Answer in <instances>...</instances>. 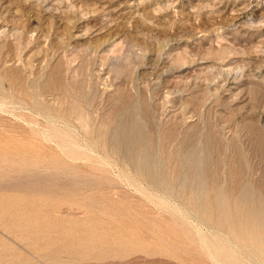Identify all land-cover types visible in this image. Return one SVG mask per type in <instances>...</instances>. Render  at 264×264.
Segmentation results:
<instances>
[{"label":"rangeland","instance_id":"obj_1","mask_svg":"<svg viewBox=\"0 0 264 264\" xmlns=\"http://www.w3.org/2000/svg\"><path fill=\"white\" fill-rule=\"evenodd\" d=\"M263 6L0 0V264H264L250 235L263 231L239 221L245 211L213 203L217 186L233 200L254 167L264 175L250 131L253 121L264 126V52L253 46L264 44V22L256 33L253 21ZM57 69L56 85L44 89ZM72 105L85 107L90 132ZM129 108L171 189L138 170L125 143L110 142ZM191 151L200 154L204 171L193 181L204 197L184 184Z\"/></svg>","mask_w":264,"mask_h":264},{"label":"bare ground","instance_id":"obj_2","mask_svg":"<svg viewBox=\"0 0 264 264\" xmlns=\"http://www.w3.org/2000/svg\"><path fill=\"white\" fill-rule=\"evenodd\" d=\"M31 3V2H30ZM248 4V3H247ZM250 5V4H249ZM248 5V6H249ZM246 6V5H245ZM242 7L241 8V10L243 11V9H245L246 7ZM238 7V6H237ZM264 7V6H263ZM247 9V8H246ZM253 9V8H252ZM237 10H240V9H237ZM254 10V9H253ZM258 10V9H257ZM242 11H241V13H242ZM246 11V10H245ZM251 11V10H250ZM249 11V12H250ZM26 13V12H25ZM246 13V12H245ZM56 14H58V13H56ZM250 14L251 13H248L246 16H245V18H247L248 17V15L250 16ZM253 14V13H252ZM260 15H258L259 17H258V19H254L253 21L254 22H256V33L257 32H262V26H260V23H261V25H262V23L264 22V12L262 11V12H260L259 13ZM256 15V16H257ZM251 17V16H250ZM239 18V17H238ZM242 18V17H241ZM240 18V19H241ZM252 19V18H251ZM251 19H249V20H251ZM220 20V19H219ZM222 20V19H221ZM220 20V21H221ZM231 20V19H230ZM229 20V21H230ZM247 20V19H246ZM248 21V20H247ZM221 23V22H220ZM236 23V22H235ZM213 25L215 24V23H212ZM211 24V25H212ZM223 24V23H222ZM228 24V23H227ZM250 24V23H249ZM254 24V23H253ZM204 25V24H203ZM232 25V24H231ZM264 25V24H263ZM205 26V25H204ZM223 25H221V27H222ZM255 26V25H254ZM206 27V26H205ZM205 27H203V28H205ZM208 27V26H207ZM220 27V28H221ZM27 28V27H26ZM223 28V27H222ZM222 28H221V30H222ZM25 29V28H24ZM223 31V30H222ZM219 32V31H218ZM217 32V33H218ZM227 33V32H226ZM249 33V32H248ZM250 33H251V31H250ZM15 35H17V34H15ZM33 35V34H32ZM33 37V36H32ZM223 37H224V35H223ZM173 38H175V36L173 37ZM218 38H221L220 36L218 37ZM170 39V38H169ZM180 39V38H179ZM21 40V39H20ZM170 40H172V39H170ZM174 40V39H173ZM217 40V39H216ZM224 40V39H223ZM218 41V40H217ZM181 42H182V40H181ZM185 42V41H184ZM259 42H260V46H259ZM110 43V42H109ZM176 43H177V41H176ZM183 43V42H182ZM181 43V44H182ZM219 43V42H218ZM230 44L232 43V46L231 47H233V42L231 41V42H229ZM80 44V43H79ZM262 44V45H261ZM219 45H221V44H219ZM223 45V44H222ZM235 45V44H234ZM58 46V45H57ZM169 46V45H168ZM181 46V45H180ZM179 46V47H180ZM253 46L254 47H257V46H259V48L264 52V44L263 43H261V41H258L257 43L255 42L254 44H253ZM76 47V46H75ZM85 46H83V48H84ZM167 47V46H166ZM178 47V46H177ZM231 47H230V49H231ZM86 48V47H85ZM234 48V47H233ZM13 49V48H12ZM80 49H82V47L80 48ZM174 49V48H173ZM172 49V50H173ZM175 49H176V47H175ZM179 48H177L176 50H178ZM186 49V48H185ZM168 50V49H167ZM182 50H184V48L182 49ZM181 50V51H182ZM187 50V49H186ZM233 50H235V49H233ZM232 50V51H233ZM253 50L255 51V50H257V49H254L253 48ZM168 51H170V50H168ZM173 51H175V50H173ZM172 51V52H173ZM181 51H180V55H183L184 53H182L181 54ZM185 51V50H184ZM187 51H189V50H187ZM84 52V51H83ZM86 52V51H85ZM183 52V51H182ZM223 53H225L224 51H222ZM221 52V53H222ZM228 52V51H227ZM234 52V51H233ZM252 52V51H251ZM74 53H76V52H74ZM73 53V54H74ZM138 53V52H137ZM178 53V52H177ZM187 53V52H186ZM229 53V52H228ZM227 53V54H228ZM87 54V53H86ZM168 54H169V52H168ZM172 54H174V52L172 53ZM171 54V55H172ZM215 54V53H214ZM253 54H255V53H253ZM252 54V55H253ZM258 54V53H257ZM264 54V53H263ZM77 55V54H76ZM188 55H190V54H188L187 53V57L189 58V56ZM192 55V54H191ZM205 55V54H204ZM225 55V54H224ZM259 55V54H258ZM72 56H75V54L74 55H72ZM72 56H70V57H72ZM120 57H118V58H121V55H119ZM129 56H132V55H129ZM138 56V55H137ZM178 56V55H177ZM177 56H175V57H177ZM185 56H186V54H185ZM210 56H214L213 54L212 55H209V57ZM222 56V55H221ZM255 56V55H254ZM69 57V58H70ZM108 57V56H107ZM109 57H110V55H109ZM125 57H127V56H125ZM135 57V56H134ZM139 57V56H138ZM142 57H143V55H142ZM150 57V56H149ZM170 57V56H169ZM168 57V59H170ZM174 57V56H173ZM172 57V58H173ZM181 57V56H180ZM196 57V56H195ZM194 57V58H195ZM205 57V56H204ZM207 57V56H206ZM215 57V56H214ZM218 57V56H217ZM224 57V56H223ZM259 57V56H258ZM261 57V56H260ZM113 58H114V56H113ZM116 58H117V56H116ZM122 58H123V56H122ZM129 58V57H128ZM128 58H126V59H128ZM186 58V57H185ZM187 58V59H188ZM228 58V56L226 57V59ZM253 58V57H252ZM256 58V57H255ZM74 59V58H73ZM125 59V58H124ZM123 59V60H124ZM125 59V60H126ZM133 59V58H132ZM143 59V58H142ZM177 59V58H176ZM225 59V58H224ZM225 59V60H226ZM14 60V59H13ZM129 60H131V59H129ZM140 60V59H139ZM180 60H181V58H180ZM184 60V58H182V60L181 61H183ZM186 60V59H185ZM184 60V61H185ZM195 60V59H194ZM196 60H198L197 58H196ZM200 60H202V59H200ZM207 60V59H206ZM221 60H223V59H221ZM256 60H258V59H256ZM117 61V60H116ZM115 61V62H116ZM122 61V60H121ZM132 61V60H131ZM134 61V60H133ZM142 61V60H141ZM173 61H175V60H173ZM177 61H179V60H177ZM188 61V60H187ZM187 61H185V63L187 62ZM135 62V61H134ZM172 62V61H171ZM195 62V61H194ZM203 62V61H202ZM125 63H128V62H125ZM177 63H180V62H177ZM181 63H183V62H181ZM196 63V62H195ZM216 63V62H215ZM103 64H104V62H103ZM114 64V63H113ZM124 64V63H123ZM171 64H173V63H171ZM190 64V63H189ZM194 64V63H193ZM106 65V64H105ZM183 65V64H182ZM181 65V66H182ZM187 65H188V62H187ZM192 65V64H191ZM205 65H207V64H205ZM218 65V64H217ZM238 66H239V64H237ZM260 65V64H259ZM113 66V65H112ZM115 66V65H114ZM174 66V65H173ZM185 66H186V64H185ZM203 66V65H202ZM201 66V67H202ZM215 66V65H214ZM213 64H212V68L211 69H213ZM234 65H232L231 67H233ZM238 66H235V70L236 69H238V68H240L241 69V67H238ZM256 66H258V64L256 65ZM261 66V65H260ZM16 67H17V65H16ZM144 67V66H143ZM177 67L178 66H176V69H177ZM183 67V66H182ZM211 67V65L208 67H206L207 69H209ZM223 67H225V66H223ZM238 67V68H237ZM264 67V66H263ZM112 68V67H111ZM130 68V67H129ZM168 68V67H167ZM187 68V67H186ZM215 68V67H214ZM219 68V67H218ZM244 68V67H243ZM75 69H78V68H75ZM74 69V70H75ZM166 69V68H165ZM173 69V68H172ZM179 69V68H178ZM260 69V68H259ZM258 69V70H259ZM261 69H263V68H261ZM170 70V69H169ZM174 70H175V68H174ZM202 70V69H201ZM206 70V69H205ZM204 70V71H205ZM217 70H220V68L219 69H217ZM222 70V69H221ZM220 70V71H221ZM224 70V69H223ZM228 71H229V69H227ZM78 71V70H77ZM177 71V70H176ZM203 71V70H202ZM201 71V72H202ZM203 71V72H204ZM210 71V70H209ZM212 71V70H211ZM233 71V70H232ZM245 71V70H244ZM244 71H242L244 74H245V72ZM257 71V70H256ZM59 72V70L57 69L56 71H55V76H51L50 78H49V80H48V82L45 84V87H44V89L46 88V89H50V88H52V87H54L55 85H56V82H57V80H58V73ZM167 72H168V70H167ZM221 72H223L224 73V71H221ZM230 72V71H229ZM228 72V73H229ZM235 72V71H234ZM238 72H241V71H238L237 70V73ZM254 72V71H253ZM262 72V71H261ZM116 73V72H115ZM165 73H166V70H165ZM164 73V74H165ZM171 73V72H170ZM206 73H207V70H206ZM209 73V72H208ZM216 73V72H215ZM227 73V74H228ZM250 73V72H249ZM83 74V73H82ZM205 74V73H204ZM210 74V73H209ZM214 74V73H213ZM213 74H212V76H213ZM238 74H240V73H238ZM258 74V73H257ZM202 75V74H201ZM225 75V74H224ZM243 75V74H242ZM198 76V75H197ZM226 76V75H225ZM237 76V75H236ZM159 77V76H158ZM208 77V76H207ZM214 77H215V75H214ZM219 77V76H218ZM217 77V78H218ZM253 77V76H252ZM15 78H16V76H15ZM110 78V77H109ZM216 78V80L214 79V81L217 83H221V85L222 84H227L226 82H228L227 80L228 79H226V80H224V79H217ZM223 78V77H222ZM228 78H229V76H228ZM21 79V78H20ZM105 79V78H104ZM14 80V79H13ZM23 80V79H22ZM106 80V79H105ZM209 80V79H208ZM211 80V79H210ZM17 81V80H16ZM107 81V80H106ZM213 81V82H214ZM200 82V81H199ZM214 82V83H215ZM235 82H237V81H235ZM11 83V82H10ZM234 83V82H233ZM61 84V86L63 87V88H65L66 89V87L62 84V83H60ZM208 84V83H207ZM224 84V85H225ZM228 84H229V82H228ZM22 85V84H21ZM27 85V84H26ZM216 85V84H215ZM219 85V84H218ZM252 85V84H251ZM255 85V84H254ZM40 86V85H39ZM253 86V85H252ZM263 86V85H262ZM21 87V86H20ZM105 87V86H104ZM103 87V88H104ZM208 88V87H207ZM220 88V87H219ZM249 88V87H248ZM251 88V87H250ZM255 88V87H254ZM211 89V88H210ZM213 89H214V87H213ZM239 89V88H238ZM212 90V89H211ZM254 90V89H253ZM256 90H259V89H256ZM20 91V90H19ZM40 91H42V88H40ZM207 91V90H206ZM242 91V90H241ZM33 92V91H32ZM175 92H177V94H178V92L179 91H176L175 90ZM207 92H211V91H207ZM214 92L216 93L217 92V90L215 91L214 90ZM257 92V91H256ZM262 92H264L263 90H262ZM29 93V92H28ZM42 93V92H41ZM69 93V92H68ZM170 93H173V91H168V96H169V94ZM180 93V92H179ZM204 93H206V92H204ZM209 93H208V95H209ZM214 93V94H215ZM259 93V92H258ZM257 93V94H258ZM34 96H37L38 95V92L36 91V92H33L32 93ZM184 94V93H183ZM211 94V93H210ZM252 94V93H251ZM57 95H59V94H57ZM62 95V94H61ZM182 95V94H181ZM183 96V95H182ZM211 96V95H210ZM83 97V96H82ZM81 97V98H82ZM208 97V96H207ZM236 98H237V96H236ZM263 98V97H262ZM73 99V98H72ZM234 99V98H233ZM264 99V98H263ZM67 100V99H66ZM74 100V99H73ZM91 100H93V99H91ZM135 100V99H134ZM77 101V100H76ZM258 101V100H257ZM259 101H260V99H259ZM135 102V101H134ZM134 102H132V103H134ZM249 102H250V100H249ZM38 104V103H37ZM36 104V105H37ZM260 105V104H259ZM250 106V105H249ZM251 107V109L253 108V106H250ZM260 107V106H259ZM43 108V107H42ZM85 108V107H84ZM84 108H83V106L81 107L80 105H72L71 106V108H70V110H67V111H69L71 114H76L77 115V119L79 120V121H81L82 122V124L83 125H85V126H87L88 127V131H89V128H90V126H89V123H88V115L86 114V112H85V110H84ZM256 107H254V109H255ZM258 108V107H257ZM264 108V107H263ZM65 109V108H64ZM250 109V110H251ZM260 109V108H259ZM128 110V109H127ZM129 117L126 119V121L125 122H123V119H122V121H120V122H118V124H117V129L114 131V132H112V133H110L109 135H110V137H109V140H110V142L113 144V145H115L116 146V148H120V146H121V144H123V143H125V145H126V151H127V153L129 154V156L132 158V159H134L135 161V163H136V166H137V169L138 170H140L142 173H144V174H146V175H148L151 179H152V181L154 182V183H156L157 184V186L158 187H163L164 189H167V190H169V189H171V187H172V185H171V183L167 180V179H164V178H162V173L160 172V169H158V170H156L155 169V166L152 164V157H151V155H150V151H149V145H150V142H149V140H148V134L146 135V132H145V130H144V127H143V124L139 121V119L136 117V116H134L133 115V110H132V108H129ZM254 111V110H253ZM263 111V110H262ZM250 112H252V111H250ZM257 112V111H256ZM259 112V111H258ZM261 114H262V112H261ZM184 116V115H183ZM254 117V116H253ZM88 118V119H87ZM247 119V118H246ZM107 120H109V119H107ZM106 120V121H107ZM184 120V119H183ZM50 121V120H49ZM111 121V120H110ZM257 121V120H256ZM256 121H253V125H252V127L250 128V131H253V134H251V142L253 143V145H254V147L256 148V153L258 154L259 152H262V153H264V126H261L259 123H257ZM261 123V122H260ZM90 124H91V122H90ZM99 125H101V124H99ZM104 125V124H103ZM247 126V128H249V126L248 125H246ZM102 127H104V126H102ZM102 127H101V129H102ZM99 128V127H98ZM172 129H173V127H172ZM172 129H170V130H172ZM90 132V131H89ZM176 132V131H175ZM169 133V132H168ZM69 135V134H68ZM150 135V134H149ZM164 135V134H163ZM83 137V136H82ZM171 137V136H170ZM190 138V137H189ZM191 139V138H190ZM207 139H209L208 141L210 142L211 141V137H210V134L208 135V137H207ZM152 140V139H151ZM184 140H186V138H184ZM103 143V142H102ZM104 144V143H103ZM184 146V145H183ZM254 149V148H253ZM152 150V149H151ZM253 153V152H252ZM200 154L198 153V152H196V151H191V152H189V153H187L186 155L184 154V156L185 157H183L182 158V162H183V164L182 165H184V166H186L187 167V170H188V176H186V177H184V184H188V186H189V188H190V191H191V193H192V195H193V197L194 198H199V197H204V196H207L208 194L206 193V189H205V187L203 186V183H198V184H195L194 183V179H195V177L197 178L198 176H199V174L201 175L202 174V172L204 171V169H201L200 168V163H201V159H200V156H199ZM259 157V156H258ZM263 157V156H262ZM258 160H259V158H258ZM261 160V159H260ZM176 161H178V160H176ZM170 163V162H169ZM178 163V162H177ZM254 163V162H253ZM168 164V163H167ZM158 165V164H157ZM177 165V164H176ZM175 168H176V166H174ZM159 168H160V166H159ZM162 169V168H161ZM174 170V169H173ZM179 171V170H178ZM256 171V167H254L253 169H252V173H251V180L249 181V182H245L243 185L242 184H240L241 186L239 187V188H237V190L235 191L237 194H235L236 196H238L237 198H235V199H233V200H230L229 198V195H227V193H226V189L225 190H223L224 188L223 187H219V186H217L216 187V189H218L219 188V190H218V194L214 197V201L215 202H213L214 204H215V206H216V210L217 211H220V212H223V213H225V212H227L229 209H233L234 208V210H236L237 212H246L245 213V216L243 217L242 215L239 217V221H241V223L242 224H245L244 226H247L246 228H248V229H250V230H253V231H256V230H262L263 232L260 234V235H255L254 236V233L253 234H250V235H253V239H252V242H253V245H254V247H256V249H257V251L261 254V255H263L264 256V175H260V174H258V172H257V174H258V176L257 175H255L254 174V172ZM254 174V175H253ZM242 176V175H241ZM242 183V182H241ZM235 187V186H234ZM237 187V186H236ZM210 205V203L209 202H207V203H201V204H199V207L201 208V207H207V206H209ZM157 216V215H156ZM160 219V218H159ZM226 219V221H229L228 220V218H225ZM153 220V219H152ZM194 220V219H193ZM154 221V220H153ZM155 225H156V222L154 223ZM247 229V230H248ZM244 232V231H243ZM249 233H251V232H248V234ZM148 236V235H147ZM239 264V263H238Z\"/></svg>","mask_w":264,"mask_h":264}]
</instances>
